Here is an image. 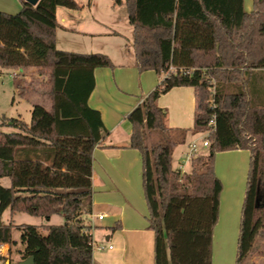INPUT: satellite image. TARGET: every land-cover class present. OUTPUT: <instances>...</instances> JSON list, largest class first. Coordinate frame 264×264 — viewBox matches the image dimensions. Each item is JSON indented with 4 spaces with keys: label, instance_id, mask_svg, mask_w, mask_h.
<instances>
[{
    "label": "trees",
    "instance_id": "trees-1",
    "mask_svg": "<svg viewBox=\"0 0 264 264\" xmlns=\"http://www.w3.org/2000/svg\"><path fill=\"white\" fill-rule=\"evenodd\" d=\"M20 1L15 13L0 10V67H35L47 74L51 106L33 103L29 122L20 117L2 121L16 129L0 130V177L10 179L8 186L0 183V244L10 245L5 264L31 255L35 264H97L91 226L83 214L92 209L93 149L108 130L88 98L95 86L94 68L113 62L103 52L57 48L56 8L79 9L76 0ZM113 2L125 3L133 27L126 47L138 69L163 75L127 114L129 146L142 157L154 264H212L223 187L215 154L234 148L250 151L235 262L244 264L256 237H264V98L256 85V70L264 72V0H253L250 11L244 0ZM179 85L195 90L190 128L167 126L166 109L157 102ZM30 90L23 87L20 94ZM212 117L208 151L192 155L188 171L174 168V146L189 131H205ZM151 132L159 136L149 143ZM7 208L47 220L58 214L64 221L5 222Z\"/></svg>",
    "mask_w": 264,
    "mask_h": 264
},
{
    "label": "crops",
    "instance_id": "crops-1",
    "mask_svg": "<svg viewBox=\"0 0 264 264\" xmlns=\"http://www.w3.org/2000/svg\"><path fill=\"white\" fill-rule=\"evenodd\" d=\"M1 2L3 4H0L2 5L0 10L11 12L13 11L11 8L16 7L15 1L1 0ZM252 4L253 0H244L247 11L252 9ZM115 5L113 2L112 6ZM119 5L124 6L125 18H128L125 3ZM82 10V7L73 9L57 6L56 16L59 23L56 29L57 48L77 52L102 51L113 62V66L94 68L95 86L88 98V104L100 112L103 124L108 130L101 143L93 149L92 209L83 214L85 223L91 226L93 260L97 264H154V232L149 226V212L143 191L142 157L137 148L129 146L132 127L127 114L156 87L163 75L154 69L140 71L135 64L133 52L126 47L127 44L119 43L114 39L121 38L125 34L113 26L105 25L92 14L87 16ZM26 77L23 75V78ZM36 96L37 94L29 93L23 97L29 99L32 104L44 103ZM157 102L160 107L166 109L167 126L179 128L193 126L195 110L193 86H173L162 93ZM44 105L50 109V99L49 103ZM197 134L202 133L189 131L185 141L174 146L172 154L174 168L180 167V163L185 160L189 152V144L198 140ZM179 145L186 147L180 149L177 158L179 166H176L174 155ZM205 151H208V147L207 150L197 149L196 153H205ZM184 152H186L185 157L181 155ZM249 156L250 151L244 148L218 151L215 154V172L223 187L219 198L218 221L213 230L214 236L218 232L239 233ZM186 162L190 163V159ZM186 162L183 171H188L184 168ZM16 213L10 211V219ZM101 213L105 214L104 217L98 218ZM54 215H51L50 222L47 223L63 222L53 219ZM106 218L109 219L108 222H100ZM97 230L100 231L101 243L97 247L98 250L94 246L98 239L95 237ZM110 240L112 243L109 242ZM104 241L109 244L106 245ZM109 245L112 247L109 248ZM104 249L106 251H103Z\"/></svg>",
    "mask_w": 264,
    "mask_h": 264
},
{
    "label": "rangeland",
    "instance_id": "rangeland-1",
    "mask_svg": "<svg viewBox=\"0 0 264 264\" xmlns=\"http://www.w3.org/2000/svg\"><path fill=\"white\" fill-rule=\"evenodd\" d=\"M3 1H15L14 6L16 7H12V8L10 7L11 10H13L11 12L13 13L20 10L22 6L20 0H3ZM76 1L82 5L83 8L82 11L87 16H91L92 14L94 17L98 18L99 21L104 22L105 25L113 26L114 28L121 30V32H123V34H125L126 36V37L123 36L121 38H114L115 40L119 41V43H123V44L125 43L128 45L131 44L133 29L130 22L128 21V18H125L126 16H125L124 6H120L119 4L112 6L113 0H76ZM0 4H3V2H1ZM1 8L2 7H0V9ZM94 52H102V51H94ZM256 71H260L257 73L256 76L257 78L256 85L259 89L263 91L261 97L264 98V72H262V70H256ZM23 75L27 77L23 78ZM47 79H48V75L40 72V70L37 68L27 69V70H25L22 67L0 69V130L1 131L12 132L16 130L14 127L2 123L4 117H20L26 122L30 121L32 103L29 99L24 98L20 94L21 88L29 87L31 89L29 93L37 94L39 100H41L46 104L49 103V95H48L49 88L46 83ZM212 82L214 83L215 80L212 79ZM158 136H159L158 133L151 132L149 137V143H151L153 140H156ZM196 137H197L196 139H198L196 140L198 150H207V146H204L202 144L203 141L202 134H197ZM186 146L188 149L187 144ZM186 146L185 145L178 146V149L174 155V164L176 166H179L177 158L180 154V149H185ZM206 152L207 151H205V153ZM181 155L185 157L186 152H184ZM249 161H250V156L248 159L247 170L249 169ZM189 167H190V163L186 162L184 168L186 170H189ZM0 183L2 185L8 186L10 184L9 178L0 177ZM244 195H245V190H244ZM244 195H243V200H244ZM10 215H11L10 210L9 208H7L3 212V220L5 222L12 221L13 223H30V224H41V223L50 222L43 216H36L26 212H17L15 215L12 216V219H10ZM53 219H59L64 221L63 216L58 214H55L53 216ZM108 220L109 219L106 218L100 222L104 223V222H108ZM110 231L112 232V229ZM99 233L100 231L97 230L95 235V237L98 238L96 239L94 245L97 250H98L97 248L98 245H101V243L99 242V237H100ZM17 235L18 234L15 232V236ZM238 237H239V233L237 231L229 232L226 234H222L221 232H218L216 236L213 235V245H212L213 264H235L237 258V251H238ZM111 240L109 241L110 243H112ZM104 243H106V245L109 244L108 242L105 241ZM7 246L8 248L10 247V245L6 243V245H4V249H6ZM106 249H104L103 251H106ZM12 264H15V259H13ZM244 264H264V237H262L261 235H258L256 237L252 252L248 260Z\"/></svg>",
    "mask_w": 264,
    "mask_h": 264
},
{
    "label": "built area",
    "instance_id": "built-area-1",
    "mask_svg": "<svg viewBox=\"0 0 264 264\" xmlns=\"http://www.w3.org/2000/svg\"><path fill=\"white\" fill-rule=\"evenodd\" d=\"M1 69V68H0ZM169 70L173 71L174 70V67L173 66H170ZM212 89V93H214V86L211 87ZM213 98L210 99V102H213ZM215 129V119L214 117H212L209 122H208V127L205 131L201 132L203 134V141H202V144L204 146H208L209 145V141H208V135ZM197 142L196 141H193L189 144V152L185 158L184 161H182L180 163V169L183 171V165L184 163L189 160L191 158L192 155H194L196 153V150H197ZM104 213H101L98 215V218H103L104 217ZM4 245H6V243H1L0 244V264H5L7 262L6 260V256L8 255V246L6 249H4ZM112 245H109V248H111ZM101 248V247H99Z\"/></svg>",
    "mask_w": 264,
    "mask_h": 264
},
{
    "label": "water",
    "instance_id": "water-1",
    "mask_svg": "<svg viewBox=\"0 0 264 264\" xmlns=\"http://www.w3.org/2000/svg\"><path fill=\"white\" fill-rule=\"evenodd\" d=\"M26 1L29 2L30 4L35 5L39 0H26ZM18 264H35L34 256L31 255L27 258L21 259L18 261Z\"/></svg>",
    "mask_w": 264,
    "mask_h": 264
}]
</instances>
